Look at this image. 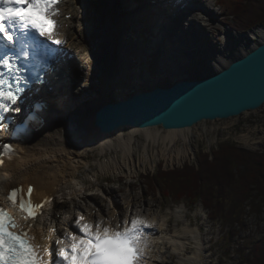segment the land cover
Returning a JSON list of instances; mask_svg holds the SVG:
<instances>
[{"label": "bare ground", "instance_id": "6f19581e", "mask_svg": "<svg viewBox=\"0 0 264 264\" xmlns=\"http://www.w3.org/2000/svg\"><path fill=\"white\" fill-rule=\"evenodd\" d=\"M142 1L128 0V4H126L127 10L130 12L134 11L135 9L132 6L135 2L136 6H139ZM192 1L193 6L183 10L180 14L166 7V13L168 14L164 15L165 27L161 29V32L167 36L175 37L177 40H173L170 37V49L176 61H173L174 56H171L169 67L173 68L170 73H165L163 76L192 78L195 74H206L209 70H215L227 64L234 57V53L246 51L256 46L257 44L253 42L256 38L264 40V24H258L244 32H236L230 26L221 24L225 29L221 32L224 44L220 43L221 45L217 46L213 41L210 29L213 23V16L215 15L216 17L217 15L216 10L211 5L216 7V2L214 0ZM160 2L163 4L164 0H160ZM79 3L80 9L78 8ZM83 4L84 6L82 7L81 5ZM86 5L91 10L96 11L99 17L101 19L104 18L108 23V29L99 43L104 50V58L111 57L113 54L118 56L117 51H113L112 45H110L112 42L115 45L118 44L113 36L114 33L115 35L117 34L116 27L119 25L116 15L121 13V9L119 10V7H116V0H61L59 9L63 10L61 17L63 37L67 33L66 24L74 23L76 18L80 20L81 16L79 17L78 9L81 11L82 7V11H84V8H87ZM68 13L73 14L71 19L66 18L65 15ZM141 13L148 16L147 12H145L146 14ZM140 22L139 20L138 23ZM128 27L130 29V26ZM181 30L184 31L183 34L180 33ZM156 32L158 33L154 32V36H158L160 33V31ZM132 39L134 40V38ZM118 48V53L123 58L121 60L122 65L128 70L131 68V71L136 76L137 71L132 70L128 54L130 52L127 51L131 47L126 49L118 44ZM139 48L141 49L140 46H138ZM138 49L136 53L134 52L136 55L138 54ZM91 54L92 56H97L99 51H92ZM69 66H71V71H69L70 79L74 80V77L79 75L80 65L70 62ZM167 66L168 64L165 63L164 67ZM109 67L110 69L107 68L106 70L102 66L98 73L101 80L104 81L106 79L110 82L111 73L113 72L121 75V72H117L116 66L110 64ZM107 72L109 75H107ZM146 78H149L150 82L153 81L152 77L148 76ZM59 79L54 82L56 83V90L53 89V91L50 88L46 90L43 87L42 91L39 92L40 96L38 98L41 97L47 101L51 113L52 109L59 104L70 116L64 118L58 113H53V115L61 117L59 123L52 119L47 120L40 130H37L38 133L35 136L31 134V130H25L30 132L29 138L25 142L15 145L18 153L14 155L11 163L3 162V164H0V193H2L0 194V201L3 205L11 207L6 199L7 194L11 188L20 185L24 186L25 193L27 186L33 185L34 192L32 196L38 202L51 195L57 199L65 193L67 196L78 194L79 192L85 194L83 183L79 181L76 174L81 168H88L87 166L90 165L88 154L92 150L98 151L101 158H107L105 161L95 160L101 175L108 173H128L131 175L147 166H155L154 164L161 158H166L168 163L173 165L186 160L190 156L192 139L190 134L187 133L189 129H167L165 134H161L158 131L159 129L157 130L155 127L136 128L129 126L127 135L123 134L119 128L120 131L116 137H111L110 134L101 132L95 126L93 116L87 115L89 111L95 110V106L92 107L90 105V109L89 104L86 103L87 100L84 102L79 101L78 103L81 104L76 111H73L71 108L72 106L74 107V104L66 102L69 98L64 99L63 96L60 97L58 96L59 94L52 93H60L59 89L62 87L63 76L60 75ZM74 84H77V81ZM123 90V92L119 91L125 93L124 88ZM137 91L133 90L131 92ZM18 107L19 109L23 108L24 104L18 105ZM15 121L17 120L15 119ZM139 133L144 135L146 139L143 153H139L140 147L137 144L136 136ZM178 142H180L179 145ZM160 143H162V147L160 149L157 148L155 152V146L158 147ZM137 152L139 155H136ZM8 153L14 154L10 152V149H0V157L3 158ZM116 202L119 201L116 200ZM72 203L75 204V201ZM56 204L57 201H54L52 206L54 207ZM132 204L124 216L121 210L119 217L112 219L111 217H102L105 213V205L102 203L99 207L100 215L102 216L95 214V212L89 213L86 209L83 212L84 222L96 223L100 218H103L106 224L110 222L113 227H117L121 226L122 219L140 217L153 225L149 235V264H168V258L175 253L179 256L178 264H203L202 255L207 249L202 238V230L197 224H194V219L186 212L185 205L183 208H181L182 205L181 207L179 205L173 212L157 218L155 210L152 211L154 214L150 217V215L143 214L145 206L142 208L135 206L133 202ZM51 212L52 209L48 206L41 216L36 217L35 221L31 219L28 221L32 225V233L40 241L44 240L51 227L57 226V233H63V229L57 219L49 217ZM71 213L69 212L66 216V221L70 220ZM174 218L176 223L172 226L171 223ZM71 224L72 228L70 229L73 231L75 226L73 222ZM190 247L194 248L193 251L189 249Z\"/></svg>", "mask_w": 264, "mask_h": 264}, {"label": "rangeland", "instance_id": "374dc122", "mask_svg": "<svg viewBox=\"0 0 264 264\" xmlns=\"http://www.w3.org/2000/svg\"><path fill=\"white\" fill-rule=\"evenodd\" d=\"M138 2L139 0H135ZM211 1V0H207ZM216 2V7L211 5L212 8L216 10V17L213 16L212 27L210 26L212 32L213 41L217 46L224 44V38L222 36V31L225 29L221 24L224 22H231L230 13L227 10H222L218 5L220 0H214ZM135 2V4H136ZM82 7L84 6L81 5ZM84 11L79 9L78 14L81 16L80 20L77 18L74 23L68 24V34L67 44L72 47L76 53V60L79 59L80 64H84L79 75L74 77L71 81L69 89L66 91L65 98L74 104L75 111L81 103L79 101H86L91 109V104L93 100L89 98L90 94L95 91V68L91 57V49L93 43H100V30L97 27L100 23L99 14L91 10V8L86 5ZM218 21V22H217ZM223 29V30H222ZM99 40V41H98ZM260 38H256L253 42L258 44ZM221 43V44H220ZM161 50L158 49L157 58L161 57ZM128 55V54H127ZM152 65V64H151ZM153 67V66H152ZM124 75V74H123ZM113 77V76H112ZM122 80V77L119 78ZM77 81V84H74ZM102 83V80L99 78ZM107 81L106 79L104 82ZM130 79L126 84L129 83L127 89L123 87L124 82L122 81V86H118L119 90L122 92H129L132 90L133 85L130 84ZM108 82V81H107ZM119 83V82H118ZM80 85L79 89H75ZM60 94V93H55ZM89 102V103H88ZM95 105H92L94 107ZM71 108V110H72ZM86 110V109H85ZM83 112V111H82ZM95 111H89L87 115L94 116ZM77 113V112H76ZM137 128V127H136ZM161 134H165L167 129L162 126L155 127ZM122 133L127 135L129 133V128H120ZM120 129L115 132L108 133L111 137L118 136ZM189 129L187 133L191 136V148L192 151L190 156L182 161L174 163L173 165L168 163L166 158H161L154 164L155 166L143 168L138 170L135 174H103L99 172V166L96 164L95 160L105 161L107 158L99 155L98 151H89V162L88 168H81L76 174L80 182L83 183L84 193L73 194L67 196L66 193L57 198L56 206L52 208V212L49 217L56 218L57 222L60 223L61 228L66 230L68 228V223L66 221V216L73 209L75 213L81 214V211L88 210L89 213L97 212L100 205L103 203L105 205V213L100 215V213H95L102 217H119V213L122 212L123 216L135 203V206L144 207V215L153 216V210L156 211L155 216L160 218L176 209L177 206L182 205L181 208L186 207V212L191 215L194 219V224H197L202 230V238L205 242L206 249L207 244L209 249L204 255L205 264H240L244 261V258L249 253L252 244L257 240L264 237V203L259 200V206H261V211L259 214L252 212L251 203L248 202L245 207V211L242 217V222L225 224L222 220L214 221L211 219L210 213L203 205L199 202L193 204L191 200L183 199L179 202L174 201L171 198H166L160 189H152L146 179H142V174L157 173L160 166L163 169H174L182 168L186 164L189 165H199V156L202 153H209L210 159H214V152L220 148L223 143L226 144H236L239 147L247 148L253 151H264V106L255 111H248L240 116L232 117L229 119H216L213 121H203L193 127L184 128ZM137 144H139V153H143L144 143H146L145 136L139 133L136 136ZM180 142H178V145ZM152 146V144H151ZM162 143L158 147L155 146V152L157 148H161ZM152 152V151H151ZM136 155H139L138 152ZM101 158V159H99ZM103 163V162H102ZM98 175V176H97ZM125 178L126 182L122 181ZM93 196V197H92ZM92 200V201H91ZM114 200V201H113ZM118 200L119 202H116ZM75 201L76 205H73ZM129 202V203H128ZM131 204L129 207L128 205ZM203 207L204 209H202ZM151 208V209H149ZM122 210V211H121ZM150 213V214H149ZM152 213V214H151ZM106 215V216H105ZM177 217V216H176ZM176 223L175 218L171 223L172 226ZM204 234V235H203ZM193 251L194 248L190 247ZM179 256L175 253L172 257L168 258V264H178Z\"/></svg>", "mask_w": 264, "mask_h": 264}, {"label": "snow or ice", "instance_id": "6c2138e0", "mask_svg": "<svg viewBox=\"0 0 264 264\" xmlns=\"http://www.w3.org/2000/svg\"><path fill=\"white\" fill-rule=\"evenodd\" d=\"M60 3L61 0H0V110H13L24 91L21 85L29 83L28 68L19 61L27 60L32 49L41 47L43 42L37 36L56 45L64 43L58 31L62 25L56 19ZM14 110L20 111L19 107ZM3 119L6 117L0 116ZM3 147L11 149L12 145ZM33 192V185L27 186L26 193L23 185L8 192L6 199L11 208L19 210V218L0 204V264H146L150 242L144 230L153 225L140 217L122 219L121 226L113 227L103 218L89 223L83 222L84 216H78L71 234L60 233L63 240L53 241L49 234L45 242H38L28 221H35L48 200L34 203Z\"/></svg>", "mask_w": 264, "mask_h": 264}, {"label": "water", "instance_id": "95a60500", "mask_svg": "<svg viewBox=\"0 0 264 264\" xmlns=\"http://www.w3.org/2000/svg\"><path fill=\"white\" fill-rule=\"evenodd\" d=\"M234 54L227 64L206 74L179 77L131 98L119 99L113 93L112 103L103 100L95 110V126L103 133L129 126L179 129L260 109L264 106V40Z\"/></svg>", "mask_w": 264, "mask_h": 264}, {"label": "trees", "instance_id": "16d2710c", "mask_svg": "<svg viewBox=\"0 0 264 264\" xmlns=\"http://www.w3.org/2000/svg\"><path fill=\"white\" fill-rule=\"evenodd\" d=\"M223 10L231 16V26L248 30L264 23V0H221ZM199 165L163 169L142 174L152 189H160L164 197L179 202L188 199L193 204L202 201L211 217L225 224L242 222L246 204L252 212L261 211L264 203V151H253L236 144L220 145L214 152L199 156ZM126 182L125 178H122ZM240 264H264V237L252 244Z\"/></svg>", "mask_w": 264, "mask_h": 264}]
</instances>
